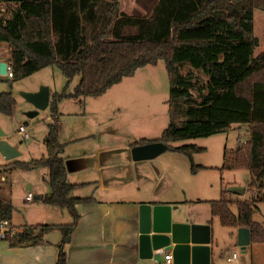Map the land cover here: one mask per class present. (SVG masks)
Listing matches in <instances>:
<instances>
[{"label":"trees","instance_id":"trees-1","mask_svg":"<svg viewBox=\"0 0 264 264\" xmlns=\"http://www.w3.org/2000/svg\"><path fill=\"white\" fill-rule=\"evenodd\" d=\"M1 2L12 6L10 18L0 19V43L10 50L6 62L12 69L11 82L47 67L57 68L67 85L79 77L72 93L53 95L49 103L52 122L48 125L46 154L10 167L47 168L51 192L40 199L65 209L72 222L16 230L12 238L4 239L10 247L39 244L46 233L58 229L62 239L56 264H66L64 246L79 218L75 206L93 201L71 195L81 185L67 182L61 157L64 145L58 140L57 102L100 97L137 69L163 60L170 85V124L160 138L141 139L137 144H165L167 150L186 155L195 174L205 168L193 164L192 155L204 148L175 147L171 143L228 132L234 126L248 129V140L233 151L231 167L249 172L248 188L254 194L246 200H234L232 193L224 190L218 200L209 202L210 214L224 227L248 228L250 264H264V227L253 219L258 202H264V52L254 54L259 39L254 33L253 12L264 11V0ZM131 6L135 10L132 13L128 12ZM184 64L201 71L207 82L200 85L192 74L183 75ZM14 105L10 92L0 93L1 115L10 116ZM178 120H183L181 126H177ZM231 206L236 207V213ZM13 210L11 201L0 199V222L10 225Z\"/></svg>","mask_w":264,"mask_h":264},{"label":"crops","instance_id":"crops-1","mask_svg":"<svg viewBox=\"0 0 264 264\" xmlns=\"http://www.w3.org/2000/svg\"><path fill=\"white\" fill-rule=\"evenodd\" d=\"M3 5L5 3L1 2L0 11L3 10ZM49 94L51 96L52 92ZM69 100L78 102V99ZM73 114V112H61V116H57L60 125L58 140L64 145L61 157L66 166L67 182L72 185H81L73 190L74 195H71L75 198H92L93 201L75 206L79 218L69 243L64 246L66 264L162 263L163 256L159 254H155L152 259H140L138 256L136 222L138 206L143 203L174 206L176 207L173 211L174 220L209 225L211 220L198 219V216L195 219L193 217L197 214H190L186 210L188 204L211 201L203 198L201 194L196 196L193 187L189 191L187 184L194 174L190 170L191 161L186 155L167 150L161 154L170 152L171 155H167L156 164L154 159L161 154L152 159L134 161L131 155L132 148L139 145L137 143L141 139H152L131 138L122 143L115 142L114 132H108L107 129L98 133L77 135L76 132L67 131L70 126L66 129L63 127L67 119L64 115L70 118ZM51 117L52 114L46 115L45 118L49 124L52 122ZM62 118L64 123L61 122ZM34 126L37 127V124ZM240 129H245L248 133V129L243 127ZM41 133L43 143L41 148L46 154L48 127H43ZM200 166L204 167V170H217L212 166ZM50 192L49 181H47L42 185L37 196L32 194L31 201H27L26 196L24 197L27 204L35 200L34 203L21 208V211L13 206L10 227H13L15 231H21L24 227L35 225L70 224L72 218L65 209L46 205L41 201L40 197L49 195ZM179 192L183 194L182 198ZM28 194L31 192L26 195ZM232 195L238 196V200H243L239 198L243 194ZM258 212H260L259 207L253 215L254 220ZM263 219L255 221L264 227ZM210 229L211 264H220L222 259L218 253L219 246L213 238L212 227ZM233 229L235 230V233L231 235L233 248H228L231 252V256L226 259L228 264L232 262L238 264L239 259L235 250L239 248L237 228ZM61 239L62 234L58 229L46 233L39 244L31 246L12 248L6 240L0 239V264H56ZM240 252L249 255L248 247ZM233 254H236L235 258L232 257ZM239 264H242L241 261ZM243 264H250V257L246 256Z\"/></svg>","mask_w":264,"mask_h":264},{"label":"rangeland","instance_id":"rangeland-1","mask_svg":"<svg viewBox=\"0 0 264 264\" xmlns=\"http://www.w3.org/2000/svg\"><path fill=\"white\" fill-rule=\"evenodd\" d=\"M2 8L0 19H9L12 14V6L5 4ZM133 11L135 10L131 6L128 12L132 13ZM253 20L254 33L259 39V45L256 47L254 54L258 55L264 52V11L254 10ZM9 55L10 50L7 44L0 43V59L6 61ZM181 72L183 75L192 74L200 85H204L208 80L201 71L192 69L188 64L182 66ZM66 80L55 67L44 68L27 78L15 82L0 76V93L10 92L15 100L10 116L0 114V126L6 133L5 139L20 153L19 156L11 160H5L0 154V199L11 201L16 210L21 211V208L34 203L35 200L27 204L24 197L28 192L37 196L42 185L48 181L47 168L34 170L10 168L12 167L11 164L15 162L36 160L45 154L41 148L43 146L41 132L43 127L49 125L45 118L46 115L51 114L50 106L38 111L35 116L28 117L27 113L33 111L29 108H33V106L24 99L23 94L37 92L42 87H47L49 92H52L51 96L49 94L50 103L53 95L62 94L63 92L72 93L79 82V77L73 78L68 85ZM169 90L170 85L165 62L159 60L156 65H147L137 69L131 77L122 79L120 83L110 87L100 97L78 98L79 103L69 100L73 98L59 100L56 108L57 116L61 112H73L74 114L70 118H68V115H64L67 117L66 123H64L63 118L61 122L64 123L63 127L65 129L70 126L68 132H76L77 135L98 133L107 129L108 132H114L115 138L113 140L115 142L122 143L131 138L154 140L160 138L162 132L170 124L168 116ZM35 124H37V127L34 126ZM176 124L181 126L183 120H178ZM19 127L26 128L29 139L23 140L17 135ZM71 127L73 128L69 130ZM244 140H248V133L245 132V129L234 126L228 132L171 143L172 146L196 145L204 148V151L195 153L192 156L193 164L217 168V170L199 171L196 175L191 176L187 184L189 191L193 187L196 196L201 194L203 198L216 201L220 197L221 190H229L230 187L237 186L245 188V193L239 198L249 199L254 194L253 191L249 192L248 188L250 182L249 172L231 167L233 151L244 143ZM167 155H171L170 152L156 157L154 163H158ZM8 165H10L9 168H7ZM223 166L224 169L219 170ZM179 196L182 198L183 194L179 192ZM232 199H238V196H234ZM257 205L260 212L256 213L254 218L261 221L264 218V202H258ZM186 210L190 214H197L193 217L195 219L198 216V219L212 221L210 228L212 227L213 238L219 246L218 253H220L222 259L220 264H228L226 259L231 256L228 248H233L231 235L235 233V230L222 226L217 217H212L210 215V205L207 202L188 204ZM231 210L236 213L235 206H231ZM235 250L239 255L238 264L240 261L243 264V259H246V256L250 257L248 254L240 252L239 248ZM230 264H235V262Z\"/></svg>","mask_w":264,"mask_h":264},{"label":"water","instance_id":"water-1","mask_svg":"<svg viewBox=\"0 0 264 264\" xmlns=\"http://www.w3.org/2000/svg\"><path fill=\"white\" fill-rule=\"evenodd\" d=\"M6 61H0V76H5ZM24 99L33 106L28 117L35 116L38 111L49 106V90L42 87L37 92L23 94ZM26 124V123H25ZM6 133L0 126V154L5 160L20 155L18 150L5 139ZM167 151L163 143L136 145L131 155L134 161L152 159ZM235 195L245 192L243 187H230L228 190ZM176 207L163 204L143 203L137 212V247L140 259H152L157 250L169 251L172 264H211V229L207 224L186 223L173 219ZM250 245L248 228H237V246L245 251Z\"/></svg>","mask_w":264,"mask_h":264},{"label":"built area","instance_id":"built-area-1","mask_svg":"<svg viewBox=\"0 0 264 264\" xmlns=\"http://www.w3.org/2000/svg\"><path fill=\"white\" fill-rule=\"evenodd\" d=\"M5 77L7 79H12V69L10 65L7 63V68H6V74ZM17 135L21 137L23 140L29 139V134L26 131V128L24 127H19L17 130ZM25 199L27 201H31L33 199L32 194L26 195ZM16 234V231L12 229L7 221H1L0 222V239H6V238H12ZM155 254H159L163 256V262L159 264H172V254L171 252L168 251H163V250H157ZM233 258L236 257V254L232 255Z\"/></svg>","mask_w":264,"mask_h":264}]
</instances>
